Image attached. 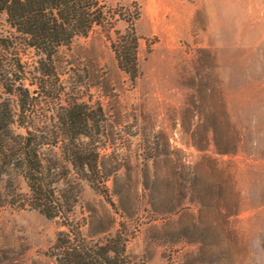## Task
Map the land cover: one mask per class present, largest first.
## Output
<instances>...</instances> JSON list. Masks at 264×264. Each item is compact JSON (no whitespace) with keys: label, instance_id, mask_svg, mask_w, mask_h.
Masks as SVG:
<instances>
[{"label":"rangeland","instance_id":"1","mask_svg":"<svg viewBox=\"0 0 264 264\" xmlns=\"http://www.w3.org/2000/svg\"><path fill=\"white\" fill-rule=\"evenodd\" d=\"M100 1L119 14L109 35L73 39L53 66L63 92L102 112L90 131L105 189L66 175L63 142L43 149L57 160L56 187L79 184L71 217L82 236L101 242L118 229L132 264H264V0ZM129 11L134 77L111 45ZM35 58L21 54L28 68ZM62 103L53 101V136ZM11 178L0 176V264H56L51 246L64 227L10 203L12 189L26 192Z\"/></svg>","mask_w":264,"mask_h":264},{"label":"trees","instance_id":"2","mask_svg":"<svg viewBox=\"0 0 264 264\" xmlns=\"http://www.w3.org/2000/svg\"><path fill=\"white\" fill-rule=\"evenodd\" d=\"M0 13L7 27L0 32V91L12 96L16 104L13 111L9 98L0 101V176L7 175L11 182L14 173L26 185L24 193L10 191V203L28 205L47 218H59L64 230L57 231L51 246L56 264H132L125 252L126 239L118 229L101 242L84 239L71 217L79 184L61 178L63 184L56 187L54 183L60 178L53 161L57 160L53 151H43L53 149L57 140L63 142L66 175L72 169L87 181L90 177L93 186L105 189L97 164L95 134L90 131L102 112L63 92L53 56L60 47L94 28L109 35L117 12L100 0H0ZM126 14L130 27L111 40V45L118 66L134 77L136 38L132 25L136 12ZM26 50L36 57L30 68L21 59ZM55 100L63 103L59 105L61 132L53 136ZM44 103L51 105L48 117L41 113ZM14 123L22 132L14 131Z\"/></svg>","mask_w":264,"mask_h":264}]
</instances>
